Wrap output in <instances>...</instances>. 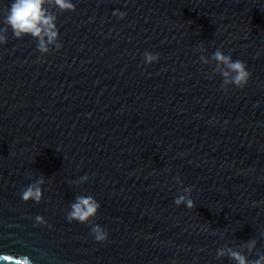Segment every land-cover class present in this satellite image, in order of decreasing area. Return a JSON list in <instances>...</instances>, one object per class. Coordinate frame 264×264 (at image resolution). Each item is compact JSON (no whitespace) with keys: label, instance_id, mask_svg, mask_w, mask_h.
<instances>
[{"label":"water","instance_id":"1","mask_svg":"<svg viewBox=\"0 0 264 264\" xmlns=\"http://www.w3.org/2000/svg\"><path fill=\"white\" fill-rule=\"evenodd\" d=\"M11 2L0 0V28ZM73 3L74 12L47 3L58 51L45 37L53 49L41 55L36 38L10 28L0 45V252L33 264H236L229 251L258 259L264 0ZM217 50L246 63L245 87L224 84ZM145 51L158 61L144 63ZM37 179L43 200L25 203L20 193ZM181 195L195 206H176ZM82 196L99 208L69 223ZM96 226L107 241H95Z\"/></svg>","mask_w":264,"mask_h":264},{"label":"clouds","instance_id":"2","mask_svg":"<svg viewBox=\"0 0 264 264\" xmlns=\"http://www.w3.org/2000/svg\"><path fill=\"white\" fill-rule=\"evenodd\" d=\"M48 0H12L10 7L6 8L3 13L2 21L5 25L0 28V45L7 43V32L9 28L12 34L17 39H23L26 36L36 38L38 40L37 51L41 55H47L53 48L45 45V37L49 41L55 42L54 49L62 48V43L56 42L59 40L60 29L56 24V17L51 14L47 7ZM55 6L64 12L76 11V5L73 0H54ZM123 18V12H114ZM144 63L153 64L158 61L159 55L149 51L143 53ZM201 61L208 63V57L202 56ZM211 59L218 62V68L223 65L226 70L221 71L224 77V84H232L237 88H243L249 82L251 72L245 62L241 60H233L231 56L225 55L222 51L217 50L213 53ZM87 180V176L82 178ZM177 182L179 179L177 178ZM43 184L42 179H37L34 183L29 184L22 189L20 193L21 199L28 203H40L43 200ZM190 189H185L189 192ZM176 206L186 204L189 208L195 206L194 201L188 198L187 195H181L174 200ZM99 208V204L91 197H77V202L72 205V211L66 217L71 223L73 219L78 222H86L94 212ZM37 225H47L44 217L37 215L35 217ZM91 234L97 243H103L108 240V233L102 230L99 226L91 229ZM256 241L249 242V250L255 248ZM218 256H224L223 250H218ZM230 259L234 260L236 264H264V254L258 255V259L249 261L248 258L238 251H229L227 253ZM0 262H8V264H33L31 258L24 254L11 255L9 253L0 252Z\"/></svg>","mask_w":264,"mask_h":264}]
</instances>
